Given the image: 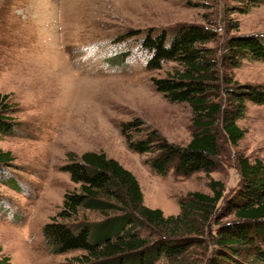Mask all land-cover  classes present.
<instances>
[{"label": "rangeland", "instance_id": "rangeland-1", "mask_svg": "<svg viewBox=\"0 0 264 264\" xmlns=\"http://www.w3.org/2000/svg\"><path fill=\"white\" fill-rule=\"evenodd\" d=\"M190 24L217 32L209 47L219 55L230 36L264 37V0H0V95L8 96L16 123L13 134L0 136V149L11 153L18 185L17 191L0 186V256L8 264H60L81 255L51 254L42 237L64 195L77 189L63 171L68 154L102 152L115 160L138 181L144 205L165 217L177 215L189 193L210 195V179L224 184L225 197L234 193L237 154L264 163V106L252 103L238 122L244 138L236 148L223 147L209 178L159 176L147 164L150 154L128 148L120 126L134 120L143 122V131H131L135 139L155 130L178 146L190 141V108L166 101L152 84L176 64L148 71L141 48L149 30ZM229 74L240 84L264 85V62L245 61ZM79 219L98 215L86 211ZM210 232L213 224L185 261L203 263Z\"/></svg>", "mask_w": 264, "mask_h": 264}, {"label": "trees", "instance_id": "trees-1", "mask_svg": "<svg viewBox=\"0 0 264 264\" xmlns=\"http://www.w3.org/2000/svg\"><path fill=\"white\" fill-rule=\"evenodd\" d=\"M217 37L210 27L190 24L171 32L149 30L141 39V48L149 56L148 71L176 64V70L152 78V84L166 101L187 104L194 129L182 147L155 130L135 139L131 131L140 127L143 131L140 120L121 124L128 148L150 154L147 164L159 176L173 171L178 177L204 173L209 178L220 168L223 147L236 148L244 138L238 122L245 117L247 104L264 106V85L240 84L229 74L245 61L264 62V37L230 36L219 55L209 47ZM7 98L0 95V136L13 134L16 126ZM67 158L63 171L77 189L64 195L60 211L42 227L51 254L81 252L60 264H195L185 259L193 248L204 245V231L211 224L210 252L202 264H264L261 160L237 154L240 180L234 193L225 197L224 184L210 179V195L189 193V200L179 204V213L165 217L161 210L144 205L136 178L104 153L68 154ZM12 162L11 153L0 149V186L17 191ZM86 211L98 219H79ZM0 264H8V259L0 256Z\"/></svg>", "mask_w": 264, "mask_h": 264}]
</instances>
